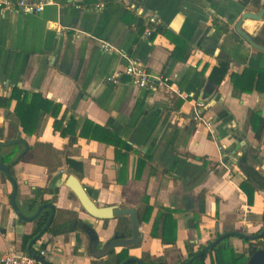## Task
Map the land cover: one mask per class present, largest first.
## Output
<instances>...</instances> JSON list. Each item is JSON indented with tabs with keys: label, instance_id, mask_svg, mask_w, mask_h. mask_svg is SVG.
I'll return each instance as SVG.
<instances>
[{
	"label": "crops",
	"instance_id": "1",
	"mask_svg": "<svg viewBox=\"0 0 264 264\" xmlns=\"http://www.w3.org/2000/svg\"><path fill=\"white\" fill-rule=\"evenodd\" d=\"M25 1L45 3L44 12L0 15V150L19 144V158L28 148L11 169L6 165L17 183L22 215L31 218L45 204L55 207L58 234L48 230L32 251H45L50 264H92L102 259L92 253L86 227L96 232L98 251L117 233L132 237L129 217L96 220L68 188L58 186L66 173L78 177L100 207L135 209L137 217L151 207L150 221L139 223L140 243L130 248L135 259L148 255L182 264L191 252L231 234L228 244L250 257V244L235 234L254 235L264 227V191H256L250 204L241 188L248 181L247 168L264 176V140L256 138L250 124L252 113L264 121V92L242 93L231 74L264 70V53L235 31L242 15L258 13L264 0H250L259 9L244 0ZM151 16L163 31L146 37ZM242 29L264 46L263 21L245 20ZM132 60L166 77L167 86L140 90L126 75L115 79ZM225 61L230 70L221 81L215 69ZM13 89L60 104L62 116L80 121V129L85 120L105 127L104 139L77 136L71 145L70 137L54 132L49 115L38 134H24L15 117L17 101L7 106ZM199 102L207 105L203 122L194 118ZM116 129L131 147L122 150L121 161L108 142ZM18 139L23 142L2 145ZM68 158L81 161L83 172L71 170ZM13 193V183L0 172V258L28 254L23 239L38 229L39 217L29 222L18 216ZM164 211L177 222L174 245L151 236Z\"/></svg>",
	"mask_w": 264,
	"mask_h": 264
},
{
	"label": "trees",
	"instance_id": "2",
	"mask_svg": "<svg viewBox=\"0 0 264 264\" xmlns=\"http://www.w3.org/2000/svg\"><path fill=\"white\" fill-rule=\"evenodd\" d=\"M244 5L249 3L254 4L255 8L259 9L260 4L256 2H250V0H244ZM215 25L219 27L222 31H227L226 26H222L219 20L215 21ZM154 31V35L163 31L158 25H150ZM185 59L188 58V51ZM230 70V62H223L219 68L215 69L220 75V80L222 81ZM234 86L242 93H251L254 90L264 92V70L248 68L243 74L237 75L231 74ZM12 100L17 101L15 108V117L17 118L19 125L23 128L24 134L28 136H33L38 134L42 122L46 115L52 116L54 118V132L59 133L61 137H70V144L73 145L77 142V136L87 140H94L101 142L104 139L106 133V128L97 125L89 120L82 122L80 129V121L76 120L74 117L66 121V115L62 116V106L55 103L49 99L44 98L39 93H30L27 91H22L20 89H13L11 98L7 100L9 104ZM250 124L258 140H264V121L256 113H252L250 117ZM78 129H80L79 135L77 134ZM109 144L115 148L116 159L121 161V152L125 150L126 152L131 151V147L124 142L120 137L119 130L111 131ZM9 152H3L0 150L1 163L7 165L10 169L14 166L16 160L18 159L19 147L20 145H14ZM4 149V148H3ZM27 156V154H26ZM25 157V156H24ZM23 157V158H24ZM67 164L71 170H76L77 172H83V163L81 161H76L73 159H67ZM75 171V172H76ZM248 181L241 184V188L249 197V203L253 202L254 194L256 191H264V176L256 171L254 168L249 167L245 170ZM37 192H41L37 190ZM151 207L148 205L143 210L139 211L138 222L147 223L150 221ZM51 210L45 209L44 212L38 218V229L35 234L30 236H25L23 239V249L26 251L30 242L36 238L46 227L49 219L51 217ZM264 230V227L254 235H243L244 242L250 244V256L257 250L264 248V236L254 240V237H258ZM52 235L58 234V226L53 221L52 226L49 229ZM125 235V234H124ZM151 236L156 238H161L163 244L176 243L177 239V222L173 217L171 211H164L155 220L154 227L151 232ZM224 236V235H223ZM228 239L223 240L221 243L209 250L202 252L208 247H201L197 252H191L190 257L182 264H186L189 260H192L199 253L200 256L193 260L191 264H206L207 260L211 258L212 264H246L249 257L242 253H237L235 249L228 244ZM134 259L130 255V248H124L121 252L116 253V251H111L106 259L95 261L92 264H123L128 260ZM141 261L144 264H167L164 258L152 259L150 256L145 255ZM129 264H137L132 261Z\"/></svg>",
	"mask_w": 264,
	"mask_h": 264
},
{
	"label": "water",
	"instance_id": "3",
	"mask_svg": "<svg viewBox=\"0 0 264 264\" xmlns=\"http://www.w3.org/2000/svg\"><path fill=\"white\" fill-rule=\"evenodd\" d=\"M245 20H254L257 22H262V21L264 22V8H262L258 13H251V12L244 13L235 26V31H236L237 35L241 37V39H243L246 43H248L252 48L264 53V46L258 44L252 36L247 34L242 29V25H243ZM19 142L22 143L23 141L18 139V140H15L13 142L4 143L2 145L3 146H11L13 143L18 144ZM27 152H28V148L26 149V152H24L16 160L15 164H17L25 156V154ZM1 161L2 160L0 158V172H5V174L8 176V178L10 179V181L14 185L12 204L14 206L16 213L18 214V216L21 219H23L25 221L32 222V221L36 220L42 214V212L45 209L48 208L52 211L51 218L49 219V222L47 223L46 227L30 243V245L28 247V255L29 256L38 260L42 264H50L44 257H41L38 254L34 253L32 251V246L39 239H41L43 237V235H45V233H47L48 230L50 229L52 222L54 220L55 214H56L55 207L51 204H45V205L41 206V208L39 209V211L37 212V214L35 216H33L31 218L24 217L22 215V213L20 212V210L18 209V207L16 206V196H17V192H18L17 183L14 180V178L11 176L10 169L6 165L2 164ZM57 181L56 182L59 184L58 186H65L75 195V197L78 199V201H79L80 205L82 206V208L84 209V211L88 215L93 217L94 219L101 220V221H108V220H114L116 218L124 217V216H127L130 218L131 228H132V237L127 238L124 234L117 233L114 237V240L106 243L104 245V248L100 251H98L99 238H98L96 232L90 227L85 228V231L90 238L91 251L94 254L96 259H103V258L107 257L111 251H114L116 249L131 248V247L138 245L140 243L139 222H138L137 212L135 209H128V208L127 209L126 208L121 209L118 207H100V206H98L93 201V199L90 197L89 193L87 192V189L84 187V185L82 184L80 179L78 177H76L75 175L63 173L61 178H58ZM235 235L243 237V235H241V234H235ZM229 236H234V234L225 235V236L221 237L220 239H218L217 241L212 243L208 248L204 249L202 252H205V251L209 250L210 248L215 247L216 245L221 243L226 238H229ZM263 236H264V230L258 237H254L253 239L254 240H256L258 238L260 239ZM201 253L196 255L192 260H189L186 264H191L193 262V260H195L196 258H198L200 256ZM132 261L136 262L137 264H144L141 260H138L135 258L132 260H128V261L124 262L123 264H129ZM246 264H264V248L255 251L249 257V260L246 261Z\"/></svg>",
	"mask_w": 264,
	"mask_h": 264
},
{
	"label": "built area",
	"instance_id": "4",
	"mask_svg": "<svg viewBox=\"0 0 264 264\" xmlns=\"http://www.w3.org/2000/svg\"><path fill=\"white\" fill-rule=\"evenodd\" d=\"M46 7L45 3H28L25 0H0V15L7 12H16L26 15H39L44 12ZM103 7L99 5L98 8ZM150 25H156L158 23V18L156 16H151L148 18ZM153 29L148 27L145 30L146 37L153 36ZM102 48L106 51L110 50V46L103 43ZM128 76L131 78L132 85L140 90H157L159 88H164L167 86V79L162 75H154L150 73L146 67L142 66L140 62L132 60L124 71L115 74L116 78H121L122 76ZM207 105L203 102L196 104L194 111V118L198 122L204 121L205 111ZM210 127V124H206ZM220 151H223V146L219 147ZM45 251L41 252L39 256L45 258ZM0 264H42L38 260L23 253H8L0 258Z\"/></svg>",
	"mask_w": 264,
	"mask_h": 264
}]
</instances>
